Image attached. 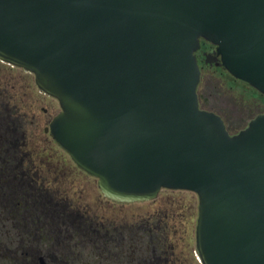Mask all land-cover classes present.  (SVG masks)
Here are the masks:
<instances>
[{
  "label": "water",
  "instance_id": "95a60500",
  "mask_svg": "<svg viewBox=\"0 0 264 264\" xmlns=\"http://www.w3.org/2000/svg\"><path fill=\"white\" fill-rule=\"evenodd\" d=\"M202 40L264 96V0H0V60L59 101L51 134L104 196L194 192L200 263L264 264V113L232 134L200 106Z\"/></svg>",
  "mask_w": 264,
  "mask_h": 264
},
{
  "label": "flooded vegetation",
  "instance_id": "af4514ba",
  "mask_svg": "<svg viewBox=\"0 0 264 264\" xmlns=\"http://www.w3.org/2000/svg\"><path fill=\"white\" fill-rule=\"evenodd\" d=\"M196 55L201 72L223 68L208 41ZM56 100L33 73L0 60V264H177L179 230L167 209L109 215L133 203L89 198L88 177L97 179L51 134Z\"/></svg>",
  "mask_w": 264,
  "mask_h": 264
},
{
  "label": "rangeland",
  "instance_id": "374dc122",
  "mask_svg": "<svg viewBox=\"0 0 264 264\" xmlns=\"http://www.w3.org/2000/svg\"><path fill=\"white\" fill-rule=\"evenodd\" d=\"M8 66V65H6ZM198 92L203 94L201 107L213 109L219 112L229 123L241 125L249 122L258 113L264 111V96L249 85L234 79L223 68L204 66L201 73V81ZM55 110H61L59 101L56 100ZM74 163V162H73ZM90 199L102 192L98 187L97 180L88 177ZM93 185V189L91 188ZM198 195L186 190H161L159 196L151 201L142 203L115 205L108 211L109 215L131 216L142 207H151L152 210L167 209L169 215L176 217L174 223L179 230L177 236V264H201L196 255V225L198 218Z\"/></svg>",
  "mask_w": 264,
  "mask_h": 264
},
{
  "label": "trees",
  "instance_id": "16d2710c",
  "mask_svg": "<svg viewBox=\"0 0 264 264\" xmlns=\"http://www.w3.org/2000/svg\"><path fill=\"white\" fill-rule=\"evenodd\" d=\"M207 110H210V111H214V112H216V113H218L220 116H222V118L224 119V121H225V123H226V126H227V128H228V130L230 131V133H232V134H234V133H237V132H239L241 129H243V128H245V127H247L248 125H246V123H243V124H241V125H237L236 123H229L224 117H223V115H221L219 112H217V111H215V110H213V109H207ZM260 113H264V111L262 112H260ZM260 113H258V114H260ZM257 114V115H258ZM256 115V116H257ZM170 264H172L171 262H170ZM174 264V263H173Z\"/></svg>",
  "mask_w": 264,
  "mask_h": 264
}]
</instances>
